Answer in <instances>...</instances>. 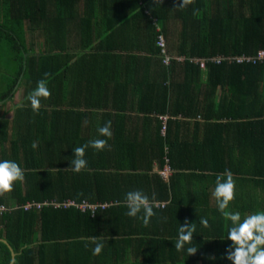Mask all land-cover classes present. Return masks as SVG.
I'll return each instance as SVG.
<instances>
[{"label":"trees","instance_id":"obj_1","mask_svg":"<svg viewBox=\"0 0 264 264\" xmlns=\"http://www.w3.org/2000/svg\"><path fill=\"white\" fill-rule=\"evenodd\" d=\"M97 5L0 0V264L11 248L14 264H264V0H113L107 15ZM80 6L99 41L74 53L54 26ZM125 23L145 26L143 53L106 45ZM130 92L134 107L104 109ZM92 115L104 140L67 135Z\"/></svg>","mask_w":264,"mask_h":264},{"label":"crops","instance_id":"obj_2","mask_svg":"<svg viewBox=\"0 0 264 264\" xmlns=\"http://www.w3.org/2000/svg\"><path fill=\"white\" fill-rule=\"evenodd\" d=\"M96 1H98L99 5L96 6L95 12H98L99 15H101V14L107 15L109 13L114 12V7L112 6L113 0H96ZM104 1L108 4H110L109 5V7L111 9L110 11L103 10L104 5H101V4ZM125 7L126 6H124L123 9H125ZM128 8H131L129 3H128ZM65 11H66L65 15H67L66 16L67 22H65L64 24H62L60 26L58 24H56V26H54V27H56L55 31H57V29L59 30V32H56L55 35H57V33H58V35H60V37L62 36L64 38H67L65 44H67L69 47H71L72 52H74V53H76V52L80 53L81 52V48H82V45H83L85 38H87L86 39L87 42L85 41L86 43L91 42V38H95L93 41L95 44L98 43L99 40H97V36L99 34L100 29L96 26V24L93 25V26H95V29L91 33L93 37L92 36L90 37L89 35H87V32L84 31V28H87L88 26L83 21H85L89 18V17L87 18V14H89L91 12L90 10H88L84 6H80V7H75L74 10H71V9L68 10V8H67ZM45 12L47 13V11H45ZM48 12L52 13L53 17H55L58 14L56 8H53L52 11H48ZM43 14H44V11H43ZM66 17H64V19ZM174 25H175V23L173 24V27H170L171 32L173 33L172 37H175V33L178 30L176 28H179L178 25H176V26H174ZM144 28H145V26H138L137 27V26H134L130 23H125L121 27L118 26L117 30H115V34H117V37H115V39H113V37H112L111 40L106 39L107 40L106 45L112 44V45H117L118 47L120 46V51H123L125 53H134V54L143 53V51L141 52V50H142V48L143 49L145 48V38H144V34H143ZM103 30H104V28H102V31ZM36 35L39 36V34H36ZM105 37L106 36H102V38L100 40L103 41L105 39ZM27 38H28V43L30 44V41L32 42V39H35V35H31L28 33ZM40 40L41 39L38 38V44L41 43ZM139 47L141 50H137V49H139ZM127 49H131V50H127ZM87 51H91V48H88ZM103 75L104 74H102V73L99 74L100 77H102ZM121 76H123V78H126V76H124L123 74ZM140 76L142 77L141 73H140ZM128 77H131L132 79H137V75H136V77H134V74L131 76H128ZM83 88H84L83 91H85V90L88 91L87 86H84ZM125 97H126V93H125ZM74 98H76L81 103H74V105H72L73 109H76L77 111H81V112L82 111H86V112L92 111V110H89V107H86V106L83 107L82 104H87L86 102H84L83 98H80V97H74ZM74 98H72L71 100L68 98V101H72ZM126 98L130 99V101L128 103L126 101H117L116 100L117 105L115 107L108 106V108H104V107H102V108L114 109V108H118L117 106L125 107L126 105H128L127 108H132L135 106L136 101H138L137 93L135 94V98H133V99H132L131 92L128 95V97H126ZM132 100H134V101H132ZM12 106L13 105L9 104L8 107H6V111H7L6 115L8 118H12L14 115ZM91 109H97V108H91ZM113 113H114V115L118 114V112H116V110H114ZM129 113H131V112H129ZM96 120H97V117H94L93 115H92V120L90 119V117H86V119L84 121H79V119H76L75 121H73V119H72V122L69 123L68 129L66 130V132L68 133L67 135L71 136V134H72V136H74L79 130L80 139L86 140L87 137H90V140H92V139L104 140L103 138L98 137L101 134V132L97 133V132H99V129H98ZM142 121H145V120L139 121L138 119H136V121H135L136 123H133V130L137 131L138 135H137V133H136V135L139 137H142L143 135L147 136L149 134V132L152 131V130L150 131L149 129H147ZM150 126H151V124H150ZM117 134H118V132L115 133V136H113L114 134L112 135L113 137H115L114 139H112V141L116 140ZM122 136H123V132H122ZM108 139L110 140V137ZM155 168H156V170H158L157 165L155 166Z\"/></svg>","mask_w":264,"mask_h":264},{"label":"built area","instance_id":"obj_3","mask_svg":"<svg viewBox=\"0 0 264 264\" xmlns=\"http://www.w3.org/2000/svg\"><path fill=\"white\" fill-rule=\"evenodd\" d=\"M159 45L161 46L162 53H163V55L165 57L164 58V63L165 64H170L171 59L174 56H172L171 54H169V52L167 50L166 41H165V39L163 37L160 38ZM183 59L184 58H182V57H178V60H183ZM243 60L250 61L251 58H243V59H240L239 62H242ZM193 62H195L197 64H200L202 68L205 67V61L204 60H201V59H193ZM161 118L164 121V123L166 124L167 117L163 116ZM165 129H166V125L163 127V133L165 132ZM160 173H161L162 177H164V179H169V177L172 174V171H171V168L169 166H167ZM43 205H48V203L38 204V203H31V202H29V203H27L24 206V209L29 210L32 207L41 208ZM66 205H75V206H77L78 208H80L83 211L90 210L92 212H95L99 207H101L102 209H105L108 206V204H100V205H98V204H90V203H87V202H83L82 204H76L75 202H72V201H70ZM7 210L8 209L5 206H2V205L0 206V214H2L3 212H5Z\"/></svg>","mask_w":264,"mask_h":264},{"label":"water","instance_id":"obj_4","mask_svg":"<svg viewBox=\"0 0 264 264\" xmlns=\"http://www.w3.org/2000/svg\"><path fill=\"white\" fill-rule=\"evenodd\" d=\"M0 240L3 241V242H5V243H7V241L4 240V239H0ZM7 244H8V243H7ZM11 251H12V262H11V264H14L15 259H16V253L13 251L12 248H11Z\"/></svg>","mask_w":264,"mask_h":264},{"label":"rangeland","instance_id":"obj_5","mask_svg":"<svg viewBox=\"0 0 264 264\" xmlns=\"http://www.w3.org/2000/svg\"><path fill=\"white\" fill-rule=\"evenodd\" d=\"M19 97H20L19 95L15 97V102H19Z\"/></svg>","mask_w":264,"mask_h":264}]
</instances>
